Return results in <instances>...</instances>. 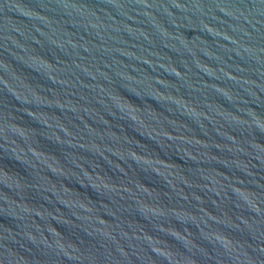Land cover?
<instances>
[{"label":"water","instance_id":"obj_1","mask_svg":"<svg viewBox=\"0 0 264 264\" xmlns=\"http://www.w3.org/2000/svg\"><path fill=\"white\" fill-rule=\"evenodd\" d=\"M0 264H264V0H0Z\"/></svg>","mask_w":264,"mask_h":264}]
</instances>
